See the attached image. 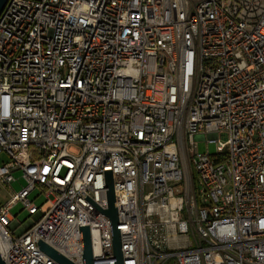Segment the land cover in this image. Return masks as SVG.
Segmentation results:
<instances>
[{"label":"built area","instance_id":"2783aa9c","mask_svg":"<svg viewBox=\"0 0 264 264\" xmlns=\"http://www.w3.org/2000/svg\"><path fill=\"white\" fill-rule=\"evenodd\" d=\"M1 153L5 264H264V0H7Z\"/></svg>","mask_w":264,"mask_h":264},{"label":"water","instance_id":"95a60500","mask_svg":"<svg viewBox=\"0 0 264 264\" xmlns=\"http://www.w3.org/2000/svg\"><path fill=\"white\" fill-rule=\"evenodd\" d=\"M6 1L7 0H0V11L5 5ZM106 183L108 186V189L106 191L107 208L104 209V213L107 216V218L110 220V223L112 225V250H113V256L115 258L114 264H122L119 232L115 228V225L117 223V212H116L114 197L111 188L110 174H107ZM80 233H81V245H82V264H93L94 260L92 256L90 233L88 226H81ZM38 245L42 251H44L47 255L54 258L61 264H74L67 257L58 253L56 250L48 246L46 243L39 241ZM0 264H5L1 256H0Z\"/></svg>","mask_w":264,"mask_h":264},{"label":"rangeland","instance_id":"374dc122","mask_svg":"<svg viewBox=\"0 0 264 264\" xmlns=\"http://www.w3.org/2000/svg\"><path fill=\"white\" fill-rule=\"evenodd\" d=\"M226 139H227V133L225 131L220 132L218 136V140L220 142H223ZM217 144H218L217 141L207 142L205 139L200 138L197 140V144L194 146V150L199 153L208 151L210 154H214L216 152ZM7 159H9V157L5 153L0 154V163H2V161ZM190 168L193 173L196 191H198L201 188V185L198 182V178L195 170L193 169V166L190 165ZM13 175L16 179L12 182L11 186H3L0 184V205L4 204L11 197V193L13 192V190H18L21 187V185L24 184V180L21 177L20 170H15L13 172ZM29 198L32 199L36 205H40L44 200L43 194L39 192L37 188L30 192ZM10 212L12 215H14L15 219L19 221H25L27 218V212L26 210L23 209L22 203L20 201L16 202L11 207Z\"/></svg>","mask_w":264,"mask_h":264},{"label":"crops","instance_id":"0c3cea01","mask_svg":"<svg viewBox=\"0 0 264 264\" xmlns=\"http://www.w3.org/2000/svg\"><path fill=\"white\" fill-rule=\"evenodd\" d=\"M200 137H201L200 135H195L194 138H195V139H200Z\"/></svg>","mask_w":264,"mask_h":264}]
</instances>
